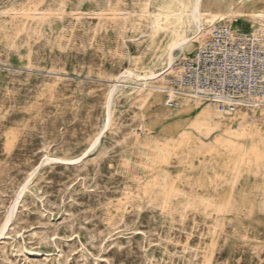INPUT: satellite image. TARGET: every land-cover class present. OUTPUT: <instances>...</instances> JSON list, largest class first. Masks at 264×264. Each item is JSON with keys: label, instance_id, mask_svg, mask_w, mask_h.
<instances>
[{"label": "rangeland", "instance_id": "rangeland-1", "mask_svg": "<svg viewBox=\"0 0 264 264\" xmlns=\"http://www.w3.org/2000/svg\"><path fill=\"white\" fill-rule=\"evenodd\" d=\"M236 1L204 0L172 64L217 24L264 31V0ZM190 7L0 0V264H264V105L168 106Z\"/></svg>", "mask_w": 264, "mask_h": 264}, {"label": "built area", "instance_id": "built-area-1", "mask_svg": "<svg viewBox=\"0 0 264 264\" xmlns=\"http://www.w3.org/2000/svg\"><path fill=\"white\" fill-rule=\"evenodd\" d=\"M168 84L175 94L207 100L225 118L240 107L264 105V31L215 25L193 54L172 64Z\"/></svg>", "mask_w": 264, "mask_h": 264}, {"label": "bare ground", "instance_id": "bare-ground-1", "mask_svg": "<svg viewBox=\"0 0 264 264\" xmlns=\"http://www.w3.org/2000/svg\"><path fill=\"white\" fill-rule=\"evenodd\" d=\"M232 2V3H236L237 1L236 0H223V2ZM203 4H204V0H191V7H190V12L186 14V17H188L189 21L192 23L193 27H194V35L193 37L189 38V37H184L178 41H175L174 43H172L169 48H168V62H167V65L169 66V68L172 66V61H173V58H174V53L175 52H181V53H184L187 52V51H192V49L194 50V40H196V38L202 33L203 31V27H202V24H203V20H202V17L204 15V12L202 11V8H203ZM210 8L212 7H216L218 10H222L223 9V4L218 1H215L214 3L212 4H209ZM233 14H236V15H240L242 13V10L240 8H233ZM182 15V14H180ZM180 15H176L178 18H180ZM217 15L220 19H222L225 14L224 13H220L217 12ZM261 14H256V17H260ZM215 18H216V15L214 13H210L208 15V18H207V21L212 25L214 24V21H215ZM171 65V66H170ZM169 70V69H168ZM126 75V76H130V77H133L137 80H157L160 76V75H155V74H151V75H148V76H138V75H135L133 74V72H126L123 74V76ZM122 77V76H121ZM134 79V80H135ZM146 82V81H144ZM168 85V89H167V98H168V106L176 109L178 108L179 105H175V102L170 104V100H173L171 99V96H175V95H178V94H175L171 91L170 89V86L169 84L167 83ZM185 96H189V95H186V94H183ZM189 97H192V96H189ZM190 101L187 99V101L185 102V104H189ZM173 109V110H174ZM195 110L199 111V114L202 115L204 118L207 119V117L209 118V114H208V110H207V106L205 105V103H195ZM175 114H179L181 115V112L179 111H174ZM185 115H188L189 113H184ZM182 114V115H184ZM109 121V120H107ZM95 146V144L93 145ZM83 158V157H81ZM81 158L75 160V162H78L81 160Z\"/></svg>", "mask_w": 264, "mask_h": 264}]
</instances>
